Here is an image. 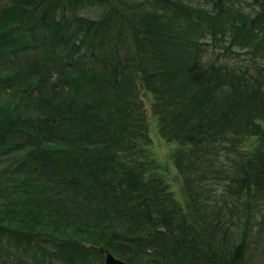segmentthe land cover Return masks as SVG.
Wrapping results in <instances>:
<instances>
[{
    "label": "trees",
    "instance_id": "16d2710c",
    "mask_svg": "<svg viewBox=\"0 0 264 264\" xmlns=\"http://www.w3.org/2000/svg\"><path fill=\"white\" fill-rule=\"evenodd\" d=\"M2 60L0 264H264V0H0Z\"/></svg>",
    "mask_w": 264,
    "mask_h": 264
},
{
    "label": "rangeland",
    "instance_id": "374dc122",
    "mask_svg": "<svg viewBox=\"0 0 264 264\" xmlns=\"http://www.w3.org/2000/svg\"><path fill=\"white\" fill-rule=\"evenodd\" d=\"M36 56L33 55L32 58H35ZM5 61H0V64H3ZM6 64H10V60ZM15 67H11L10 71L12 73L15 72ZM55 77V76H54ZM143 93V92H142ZM20 96L19 98L15 97L14 95L11 94L10 91L7 92H1L0 93V101L4 102L8 99H16L15 102L19 101L20 104H22V99L21 93L19 91ZM40 96H37L34 92L32 96H30V101L34 103V105L37 107L40 104L39 100ZM142 99L145 102V105H147V112L149 115H152V112L150 110V104H151V96L147 94H143ZM27 99V97H26ZM158 123L156 117L152 116L151 117V123H150V134H151V143L148 146V149L151 153V155L156 158V161L162 170L163 174H165L170 188L174 191L176 197L180 199L181 202H184L185 195L182 190V179L181 176L176 168V163L175 159L173 156V150L175 147V143L167 141L165 138H163L159 131H158Z\"/></svg>",
    "mask_w": 264,
    "mask_h": 264
},
{
    "label": "water",
    "instance_id": "95a60500",
    "mask_svg": "<svg viewBox=\"0 0 264 264\" xmlns=\"http://www.w3.org/2000/svg\"><path fill=\"white\" fill-rule=\"evenodd\" d=\"M101 250L105 253L106 264H128V262L125 259L115 255L109 249H106L105 247H101Z\"/></svg>",
    "mask_w": 264,
    "mask_h": 264
}]
</instances>
